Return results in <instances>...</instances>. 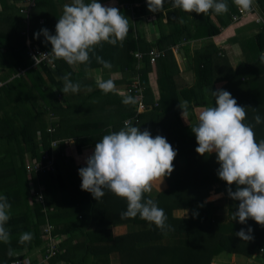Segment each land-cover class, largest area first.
Listing matches in <instances>:
<instances>
[{
	"label": "trees",
	"instance_id": "1",
	"mask_svg": "<svg viewBox=\"0 0 264 264\" xmlns=\"http://www.w3.org/2000/svg\"><path fill=\"white\" fill-rule=\"evenodd\" d=\"M121 1L130 2L129 4L133 5L130 9L138 11L137 14H146L145 5L140 7L134 0ZM257 2L262 4L263 0ZM7 5L5 4L3 10V25H0V62L7 63L11 69L0 73V141L3 142L0 149V172L12 174L20 179L21 184L11 193H6L10 197V211L13 213L6 225L11 233V240L10 243L0 241V264H11L18 260L13 259V255H8L10 248L20 254L25 248L29 249V254H23L22 260L31 264H40L37 262L44 259L35 258L33 254L44 250L48 245L46 239L45 241L41 239L40 233L41 224L45 222L43 215L45 204L53 209L50 219L57 228L53 236L58 233L60 241L49 253L55 255L41 264H113L110 258L113 254L118 257L117 264H210L223 252L251 257L255 250L259 253L262 251L264 262V226L251 218L245 224H241L238 219L234 220L233 213L238 210L240 202L237 205V201L233 200L228 214L223 206L226 198L205 202L213 191L214 184L218 185L215 192H226L227 195L229 186L218 176L220 165L216 154L201 156L196 152L198 144L191 128L197 126L199 120L187 126L181 121L183 109L180 107V101L183 102V99L188 101V107L194 104L193 109L215 106V97L211 94L212 90H218L215 57L218 55L221 57V53L226 56V49L219 51L212 43L215 49L206 48L204 52L198 53L194 59V66L189 67L195 85L181 89H178L177 78L180 76V70L174 54L177 52L176 48L184 43L183 40L192 41L200 38L211 40L219 37L222 28L227 27L230 21L233 23L232 16L239 13L238 7H230L229 14L225 15V20L221 19L220 24L212 23L209 16L207 22L199 21L195 33L190 31L184 33L185 29L172 25L171 22L166 27L168 28L165 31L166 36L158 44L165 50L170 47L171 51L165 55L164 49L156 47L164 53L156 64H152L148 56L152 47L146 49L138 42L142 38L138 31L137 40L132 38L127 43L129 48L125 53L120 49L118 42L115 46L101 42V45L95 47L96 55L110 61L112 68H125L127 71H124L122 80L115 82L117 92L107 94L99 89L92 78L86 77L84 69L83 78L80 76L76 80L74 78L73 83L80 85V90L76 92L77 97L83 99V105L77 108L86 106L89 114V118L83 122L63 119L72 118L70 113L74 112V107L68 104L67 109H60L62 101L58 99L53 89L62 92L64 87V82L60 81L58 75H76L69 66L57 64L58 74L46 66L44 71L48 80L33 69L27 70L25 75L17 76L21 70L31 66V62L25 54L26 40L21 35V27L15 21L12 8ZM54 7L52 0H38L36 12L32 17L34 23L31 38L43 49L52 45L42 34L37 39L35 33L47 28L51 34H56V25L51 22L55 13ZM124 11L128 13L129 10ZM43 18L46 21L40 24ZM134 32L135 26L129 25L128 34ZM252 47L248 62L240 63L234 69L230 64H226L229 74L220 89L230 92L238 105L246 108L244 123L253 126L255 140L259 143L264 140V63L259 59V54L264 52V32L257 35L256 45ZM138 51L144 54L142 60L135 57ZM89 55L91 62L86 64V69L103 68V65L96 62L91 52ZM13 76L16 77L9 81ZM152 76L160 87L161 99L162 96H166L165 100H161L159 110L139 114V125L134 123L130 126H138L141 131L149 130L153 137L164 136L174 150L178 151L173 161V172L164 178L168 188L159 190L153 185L152 192L144 194L145 199H153L158 207L164 210L168 217L167 223L171 227L162 231L154 223L150 225L147 221L141 220L139 215L136 218H122L121 214L127 210V200L107 189L99 201L94 199L91 193L81 189L82 182L76 175L74 176L73 168L67 167L62 156L58 159L57 172L41 177L46 190L43 203L35 204L33 207L36 221L34 225L31 213L27 211L30 180L27 179L26 163L29 158H40L41 148L50 144L52 136L47 133L49 112L62 118L58 132L66 130L75 132L73 138L75 137L77 149L81 152L83 146L96 145L107 135L106 129L113 128L118 132L125 127V121L132 120L137 115L139 100L137 99L135 105H125L122 103L123 97L119 95L121 91L128 92L135 77H140L142 87H146L144 93H137L142 96V102L145 106L153 102L154 95L150 87ZM134 91L135 89L127 95L136 97ZM90 112L100 113L101 123L94 120ZM256 115L261 117L259 124L255 122ZM85 123H100L103 132L95 127L90 130L76 127ZM40 132L42 138L38 140L37 134ZM86 160V155H80L81 162L86 163ZM161 182L162 180L158 179L155 184L162 185ZM236 187L233 184L232 191H236ZM179 210H189V215L185 218L174 216V212ZM29 225L32 239L20 246L18 238L20 239L22 233H30L27 228ZM121 225L128 227L127 233L115 235L113 228ZM249 227L253 230L251 233L253 239L244 241L240 238L243 246H239L236 243L239 239L236 233L240 229L247 231ZM74 240L78 242L73 243Z\"/></svg>",
	"mask_w": 264,
	"mask_h": 264
},
{
	"label": "clouds",
	"instance_id": "2",
	"mask_svg": "<svg viewBox=\"0 0 264 264\" xmlns=\"http://www.w3.org/2000/svg\"><path fill=\"white\" fill-rule=\"evenodd\" d=\"M165 2L147 0V7L153 13L162 12ZM167 3L187 13L207 14L211 10L216 14H225L229 10L226 0H167ZM233 3L242 12H250L254 6V0H233ZM128 32V18L118 8L104 6L99 0H91L90 3L73 0L71 5H64L55 35L44 28L35 33V37L38 39L42 34L51 43L54 57L63 59L69 65L89 64L91 52L97 63L111 69L110 61L96 55L95 46L101 45V42L115 46L118 41H124ZM259 59L264 63V52L259 54ZM63 80L64 94L80 90L79 83H73L68 75ZM96 83L105 94L117 92L112 79L97 77ZM211 94L215 97V106L203 108L199 112V124L191 128L198 144L196 152L201 156L216 154L220 165L218 176L227 182L229 197L240 202L233 219L245 224L251 218L264 226V140L256 142L253 126L244 123L246 108L239 106L230 92L219 89L212 90ZM119 95L125 105L137 103L136 97L123 92ZM180 107L185 119L188 101H180ZM255 122L261 123L259 115L255 116ZM177 154L178 151L164 136L153 137L149 130L141 131L138 126H130L125 121V127L118 132L103 136L94 153L87 158V166L79 169L81 189L91 193L97 201L107 189L127 200V210L121 214L122 218L139 215L141 220L150 225L154 223L165 231L171 227L167 223L168 217L153 199H145L144 194L152 192L158 179L163 182L166 176L171 175ZM233 184L237 186L236 191L231 189ZM10 209L7 197L0 195V241L4 243L11 240V233L6 228ZM252 231L249 227L247 231L241 229L236 235L249 241L253 239ZM31 239L32 234L25 232L20 235L19 242L24 244ZM13 254L10 248L8 255Z\"/></svg>",
	"mask_w": 264,
	"mask_h": 264
},
{
	"label": "crops",
	"instance_id": "3",
	"mask_svg": "<svg viewBox=\"0 0 264 264\" xmlns=\"http://www.w3.org/2000/svg\"><path fill=\"white\" fill-rule=\"evenodd\" d=\"M141 1L142 0H134V2L139 3L140 7L143 5V2L141 3ZM90 2H91V0H85V3H90ZM99 2L104 6L118 8L121 11V13L126 18H128V25H131L133 27L135 26V32L133 34H128L122 43L118 41V45L120 46V49L124 53L127 51V48H129L127 43L132 38H135V40H137L138 32H140L139 34L142 36L141 40L138 41V42H140L141 46L146 47V49L148 47H152V48L158 47L160 50H162V49H164L163 46L161 44L160 45H158V44L166 36L165 31H167V29H168L166 27L171 22H172L171 23L172 25H177V26H180L181 28L185 29L184 33H186V31H190V33H195L196 32V26L199 23V21L207 22L208 16H209V20L212 23L220 24L221 19L225 20V15L229 14L230 7L236 6L233 3V0H226V2L228 4V8H229L228 13L216 14L215 12L210 10L209 13H207V14H203V13L197 14L195 12L187 13V12H184L182 9L173 8L170 3H167V0H166L164 11L153 13V12L149 11L148 7H145L146 14L144 13L145 15H139V14H137L138 11H135L133 9L132 10L129 9L130 7L133 6L132 4H129L130 2H128V3L122 2L121 0H105L104 2H102V0H99ZM52 3L55 6L54 7L55 13H53L51 22L54 25H56L58 23L59 17L63 14L64 5L65 4L71 5L73 3V0H52ZM5 4H8L7 6L12 8V14L15 16V21L18 22V24H19L18 26L21 27V31H22L21 35L23 37H25V40H26V45L24 48L25 54L31 62V66H29L28 68H26L24 70H21L20 74L17 75L18 77L21 75H25L27 70L33 69L35 71H39L41 73V75L48 80L47 74L44 71L45 67L47 66V68H49L53 73L58 74L57 64L58 65L64 64L66 66H69L71 68V70L73 72H75V74H76L75 76H73V75L69 76V79L72 82H74V78L76 80V79H78L77 77H79V76L83 78V73H84L83 71L84 70L86 71V74H87L86 77L92 78L93 82H95V83H96L97 77H100L103 80L112 79L114 81V83L123 79L124 71H127L125 68L121 69V68L115 67V68L106 69V70L104 68H95L93 70H88V69H86V64L69 65L63 59H57V58H53L51 60V62L49 61L48 64L42 65L41 68H34L33 60L30 56V51L33 47H38L40 49H43L42 47H39V45L35 44L31 38V30L33 27L32 25L34 23L32 17L34 15V13L36 12L38 0H0V25L1 24L3 25L2 20L4 18L3 10L5 9ZM119 5H122V8H119L118 7ZM254 5L260 11L261 15L264 17V0H263L262 4L260 2L258 3L257 0H254ZM235 8H237V6ZM126 9L129 10L128 13L124 11ZM231 12H234V11H231ZM150 14H152V18L149 17ZM45 21L46 20L44 18L41 19L40 24H44ZM260 32H264V27H262L260 24H257L253 20L248 19L244 22V24H241V26L232 25V23L230 21V23L227 27L224 26L222 28V33L220 34V36L213 38L214 40L213 39L208 40L205 38H200V39L192 40V41L183 40L184 43H182L180 45L179 50L177 52H174L175 58H176V61L178 63V67L180 70V76L186 78L184 81L181 82V84L177 80L178 89L179 88L180 89L181 88H190V87L195 85L194 78H191L192 70L189 69V67L194 66V59L198 53L204 52L206 50V48H209L210 50L215 49L212 47V43L215 44L216 48L219 51L220 50L222 51L225 49L231 50L230 51L231 55L225 57V62L230 64V66L233 68L234 66H237L240 63L248 62L249 55L251 53V49L253 48L252 46L256 45V38ZM169 48L166 50L165 49L163 50L165 52V55L167 53H169V51H171ZM43 50H47V51L51 52L52 46L47 48V49H43ZM2 51L5 52L4 49H2ZM226 52H228V51H226ZM215 61H217V60H215ZM225 68L228 69L226 67V65H225ZM9 69H11V68L7 63L0 62V73L6 72ZM216 69H217V67H216ZM58 76H59L60 81L64 82L63 77L66 75H58ZM15 77L16 76L11 77V79L9 81L14 79ZM187 80H189V81L186 82ZM48 84H49V81H48ZM224 84H225V80L221 79L220 81L216 82V88L219 90L220 88H222L224 86ZM53 89H54L55 94H57L58 99L62 101V102H60V104H63V105L60 106V109H67L69 105H72L74 108H77L78 106L83 105L82 104L83 99L78 98L77 93L70 92V93L64 94L63 92H60V91L58 92L56 88H53ZM151 93H152V95H154L153 96L154 100L152 103L148 104L149 106H148L147 111H149V112L159 110L161 108V105H162L161 100H165V97H166V96L165 97L162 96V99H161L162 93H160V90H159L160 97H157L153 92H151ZM183 100L186 101L185 99H183ZM193 106H195V105L191 104L187 108V115L185 116V119L186 118L189 119L191 123L195 120H199L198 119L199 112L204 108V107H197V108L194 107V109H193ZM78 109L80 111L72 113V118L66 117L65 119H75L77 121H83L84 122L86 119L89 118L88 111L84 110V109H86V106H85V108H78ZM75 111H77V110H75ZM170 112L172 113V111H169V113ZM51 114H53V117L49 118V116ZM90 114L94 120H99V122H100V119L102 117V115H100V113L90 112ZM139 114H141V113H138V111H137V115L135 117H133L132 120H130V119L127 120V121H129V125L130 124L134 125V123L139 125V123H140ZM48 119L51 120V123L49 122ZM185 119L183 118V116L181 117V121L184 123L185 126H187L185 124ZM47 120H48V128L53 127L55 129V133L52 135L51 140L54 139V140L62 141L65 139H72V140H74L75 144H77L75 137L73 138V135L75 134V132L73 130H69V131L66 130L65 132H58L57 131V129L59 128L60 120H62V118L60 119L59 115L56 116L54 113H52L50 111L48 114ZM100 123H98V124L85 123V124H79L76 127L78 129L80 128L82 130H85V128H89V130H90L91 128L95 127V129H101L103 132V128H102V125H100ZM188 125H190L189 122H188ZM124 126H125V123H124ZM104 129H106V128H104ZM111 132H115L113 128H109V130L106 129L107 135L110 134ZM37 136H38V134H37ZM2 144H3V142L0 141V149L2 148L1 147ZM90 146H96V145L83 146L82 150H81V151L85 152L86 159L90 155L93 154L92 151L88 149V148H90ZM65 163H66V161H65ZM79 163L84 164L80 161H79ZM76 164H78V163L77 162L75 163L73 160L66 163L67 167L73 168L74 176L76 175L77 178L80 179L79 169L82 167H86L87 165L86 166H77ZM27 179H29L31 182V179L29 177H27ZM33 180L36 181L37 186L38 185L42 186L43 193L45 195L46 187H45L43 181L39 178L38 179L35 178ZM80 181H81V179H80ZM20 184H21L20 179L15 178L12 174H10L8 172L6 173L4 171L0 172V195L6 196L8 199V202H9L10 197H8L6 195V193H11L13 191V189L17 188V186ZM154 185L159 186L160 187V188H158L159 190H166L168 188V185H167V182L165 179L163 180L162 185H157L155 183H154ZM217 187H218V185L214 184L213 185V191L210 192V194L214 193L213 196H217L216 200H212V201H217V200L226 198V200H224V202H223L224 203L223 206H225L226 212H227L229 210L230 206H232V204H233V199L230 198L229 196L227 198L226 192L222 198H218V196H220L221 193H224V192H221V193L215 192V189ZM210 197H212V196H209L205 202H212L209 200ZM27 199H28L27 200V211H29L31 213L32 222L35 225V223H36L35 216H33V207L35 206V203H33V201L29 197H27ZM236 201L237 200H235V202ZM16 204L18 205V203H16ZM182 212L185 213V217L189 215V212H186L184 210H182ZM223 212H225V210H223ZM52 214H53V209L50 208L49 206H46V204H45V206L43 208V215H44L45 222L42 223L41 227H40L41 228L40 233L42 235L41 239L43 241H45V238H44L42 228H44L47 223L52 224L55 227V231L57 232L56 225L54 223H52L51 219H50ZM12 216H13V213H12V211H10V217H12ZM14 216H16V215H14ZM180 217H182V216H180ZM27 228H28L29 232L32 233L30 231L31 226L29 225V227H27ZM240 230H238V231H240ZM113 231H114L115 235H123V234L127 233L128 227L126 225L117 226V227L113 228ZM56 234H58V233H56ZM69 237H70V234H69ZM239 240H240V244H242V241L240 238H239ZM18 242H19V238H18ZM77 242H78L77 240L73 241V243H77ZM19 245L21 246L20 242H19ZM28 251H29V249L25 248L23 251H21L22 252L21 254L18 252H14L13 259H22L23 254L24 255L29 254ZM223 253H225V252H223ZM45 254H46V248L44 250H41L40 252H38L36 254H33V255L36 256L35 258H43V256ZM235 254L236 255H233V257H231V261H230L231 264H235L238 261L236 256L239 253H235ZM254 254H257L256 250H255ZM244 256H246V255H244ZM110 258H111L113 264L118 263V257L116 254H113ZM215 259H216L217 263H220L222 261H224V263H225V258L221 255L217 256ZM215 259H213V260H215ZM211 262H210V264H211Z\"/></svg>",
	"mask_w": 264,
	"mask_h": 264
},
{
	"label": "built area",
	"instance_id": "4",
	"mask_svg": "<svg viewBox=\"0 0 264 264\" xmlns=\"http://www.w3.org/2000/svg\"><path fill=\"white\" fill-rule=\"evenodd\" d=\"M143 5L147 7V0L143 1ZM118 7L122 8V5H119ZM149 17L152 18V14H150ZM248 19L253 20L257 24H260L262 27H264V17L261 15L260 11L257 9L255 5L253 6V9L250 12H242L239 9V13L232 16V20H233L232 25L241 26V24H244V22ZM179 48L180 46L176 48V51H178ZM226 51H228L226 52V55L229 56L230 55L229 50H226ZM42 54H46V55H42ZM163 55L164 53L159 51L156 48H152L148 52V56L150 57V61L152 64H156L158 60L160 59V57ZM30 56L33 60L34 68H41L42 65L48 64L49 61L51 62V60L55 58L51 52L40 49L38 47H33L31 49ZM135 57L139 60H142L144 58V54L141 51H138L136 52ZM150 87L153 90V93L157 97H160L159 85H158L157 80L153 76L151 77ZM133 89H135L134 92H135L136 98L140 102L139 107H138V113L147 111L148 106H145V104L142 102L143 100L142 96L140 94H137L138 92L144 93L146 91V87H142L141 85L140 77H135L133 79L131 88L128 90L127 93H125L124 91H121V92L127 95L128 93H132ZM47 133L52 136L55 133V129L53 127H49L47 129ZM41 138H42V134L38 133V140H41ZM62 144H63V152H62ZM88 149L91 151H94L93 147H90ZM82 154L85 155V152L83 151L79 152L74 140L65 139L62 141H58V140L53 139L50 141V144L48 147L41 148L40 158H34V159L29 158V160H27L26 169H27L28 177L31 179L30 188H29V196H30L29 198L33 201V203L35 204L43 203V200H44V193H43L42 186L41 185L37 186L36 181L33 179L35 178L41 179V177L44 175L55 173L57 171V164H58V159L60 156L64 157V160L66 161V163L73 160L75 163L76 162L78 163L76 164L77 166H86L87 164L84 162H82L84 164L79 163L80 155ZM42 230H43L45 239L48 241V245L46 247V255L45 257H43L44 259L37 262L40 264L44 261H47L48 259L50 260L51 257L55 255L54 253L49 255V253L54 250L53 246L56 243H59L60 241V237L58 234H56L55 237L53 236L55 227L52 224L47 223L45 227L42 228ZM11 264H31V263L29 261L18 259V260H14Z\"/></svg>",
	"mask_w": 264,
	"mask_h": 264
},
{
	"label": "rangeland",
	"instance_id": "5",
	"mask_svg": "<svg viewBox=\"0 0 264 264\" xmlns=\"http://www.w3.org/2000/svg\"><path fill=\"white\" fill-rule=\"evenodd\" d=\"M231 50H229V52H230ZM231 55V54H230ZM219 57V58H218ZM218 57H215V60H217L216 61V67H217V69H216V80H218V81H220L221 79H224L225 80V78L228 76V74H229V71L226 69L225 70V65L227 64L226 62H225V59H223V58H225V57H227V55L225 56V54H222L221 53V57H223V58H221L219 55H218ZM233 68H236V66H234ZM186 78L185 77H182V76H179L178 78H177V80H178V82L181 84V82L182 81H184ZM75 110H77V111H75ZM84 110H86L87 111V109H84ZM80 110L78 109V108H74V112H71L70 114H72V113H75V112H79ZM53 117V114H51L50 116H49V118H52ZM61 119V118H60ZM63 119H65V117L63 118ZM49 120V122L51 123V120L50 119H48ZM188 122H189V124L191 123L190 122V120L189 119H185V124L186 125H188ZM93 150L95 151V146L93 147ZM94 151H92V153H94ZM157 188H160L159 186H156ZM213 195H214V193H212V194H210L209 196H212V197H210L209 199H211L210 201H212V200H216V198L217 197H213ZM225 195V192L224 193H221V195L220 196H218V198H222L223 196ZM226 196H227V198H228V196L229 195H227L226 194ZM237 203V205H238V203H239V201H237L236 202ZM186 212H189V210H187ZM175 214H174V216H176V217H180V216H182L181 218H185V213H183L182 211H176V212H174ZM229 212H227L226 214H228ZM238 238H240V237H238ZM238 245H240V246H243V244H240V240L238 239L237 240V242H236ZM256 253L257 254H253L252 255V257H247V256H244V255H241V254H238L237 256H236V258H237V262L235 263V264H264V262L262 261V251H260V253L259 252H257L256 251ZM221 256H223L224 258H225V263H224V261H222V262H220V263H217V261H216V259L215 260H213L212 262H211V264H231L230 263V261H231V257H233V255H236L235 253H227V252H225V253H222V254H220ZM219 255V256H220ZM256 255V256H255Z\"/></svg>",
	"mask_w": 264,
	"mask_h": 264
}]
</instances>
